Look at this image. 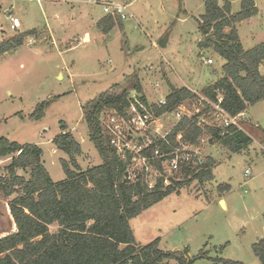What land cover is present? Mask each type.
Listing matches in <instances>:
<instances>
[{"label":"rangeland","instance_id":"1","mask_svg":"<svg viewBox=\"0 0 264 264\" xmlns=\"http://www.w3.org/2000/svg\"><path fill=\"white\" fill-rule=\"evenodd\" d=\"M92 1L0 0V38L15 32L9 27V12L21 21L20 30L48 28L37 32L36 39L44 36V41L31 42L0 61V137L39 145L43 164L54 181L65 177L60 158L67 159V155L52 143L62 125L81 144L77 161L82 169L102 163L82 117L85 102L113 84L125 83L134 72L149 103L165 97L169 83L188 87L202 97L201 89L221 76L225 62L213 48L198 45L204 39L197 21L205 11L203 0H133L129 9L134 18L122 19V27L114 26L107 35L95 23L104 15L102 7ZM227 1L232 13L240 10V0ZM254 2L258 13L236 26L244 49L264 41V0ZM85 32L89 42L59 52L58 44L77 42ZM202 56L213 62H203ZM260 72L264 75V65ZM130 94L137 96L133 90ZM46 100L50 102L44 115L30 117L36 105ZM183 104L182 113L189 116L200 109L197 98ZM246 110V118L240 116L238 123L252 138L249 152L232 153L219 142L204 143L201 155L217 160L213 179L195 180L132 218L137 243L159 238L162 250L183 253L187 248L191 264H225L212 260L217 256L238 264H261L252 244L264 236V99ZM214 147L217 150L212 151ZM9 158H2L0 164L7 165ZM246 168L250 170L247 176L243 174ZM18 174L28 177L22 170ZM221 183L231 187L224 195L218 190ZM221 196L225 209L222 201L221 206L218 203ZM13 197L0 193V235L15 228L8 211ZM57 228L49 226L52 232ZM201 252L204 257L199 256Z\"/></svg>","mask_w":264,"mask_h":264},{"label":"trees","instance_id":"2","mask_svg":"<svg viewBox=\"0 0 264 264\" xmlns=\"http://www.w3.org/2000/svg\"><path fill=\"white\" fill-rule=\"evenodd\" d=\"M203 2L205 11L197 21L204 39L198 45L213 48L225 62L221 76L206 85L201 96L211 102L221 96V106L235 116L264 99V75L259 70L264 65V41L244 49L236 27L256 15L258 8L254 0H240V10L232 13L227 0L223 4L219 0ZM96 25L103 34H108L114 26L122 27V20L104 15ZM37 32L30 29L1 39L0 59L23 46L29 38L36 39ZM131 90L156 116L200 97L188 87L169 83L166 104L149 105L137 73L128 75L125 83L113 84L81 106L89 140L100 155L101 164L82 169L77 161L82 153L81 144L66 125L53 137L55 148L67 155V159L60 158L65 177L58 181L45 168L39 145L0 137V160L10 157L7 165L0 164V193L6 198L14 195L8 211L15 225L14 230L0 235V264H172L170 260L188 264L182 252L160 249L159 238L146 244L137 243L130 220L195 180L199 183L212 180L216 162L210 156L203 157L200 166L187 169L173 185L164 186L160 179L153 189H148L145 183L127 182L124 175L129 158L116 153L99 116L104 110H116L127 117L131 102H135ZM49 102L38 103L30 117L41 118ZM199 106L198 112L182 117L170 131L168 138L172 145L178 144L179 132L185 143L199 145L201 139L208 143L216 141L232 153H240L252 143V138L243 130L214 122L209 102L201 100ZM158 143L163 150L169 149L163 140ZM196 168H199L197 172ZM18 170L27 172L28 177L18 174ZM217 186L221 193L231 188L228 183ZM51 225H57V230L50 231ZM252 250L264 264V236L252 244ZM212 260L238 264L220 257Z\"/></svg>","mask_w":264,"mask_h":264},{"label":"built area","instance_id":"3","mask_svg":"<svg viewBox=\"0 0 264 264\" xmlns=\"http://www.w3.org/2000/svg\"><path fill=\"white\" fill-rule=\"evenodd\" d=\"M132 1L93 0L92 2L101 5L104 15L118 16L122 20L128 17L134 18L129 9ZM9 18L16 26L17 20L10 15ZM201 58L207 64L213 62L211 58H203V56ZM133 98L135 102H131L127 117L116 110H104L99 116L100 122L109 133L110 144L115 148L116 153L122 158H129L124 179L133 184L137 182L145 183L148 189H153L160 179L163 180L164 186L173 185L175 181H180L181 175L187 169L200 166L203 159L200 148L207 140L201 139L199 145L188 144L181 140V133L179 132L176 135L178 144L172 145L168 134L182 117L189 116L182 113L185 111L184 104L156 116L155 112L142 104L137 97ZM201 100H206L211 104L214 122L222 127L233 125L238 129H242L238 123V118L243 115V112L235 116L230 115L221 106L222 97H217L216 102H211L205 97H199L197 102L200 103ZM151 104L158 107L165 105L166 97H162L154 103H149V105ZM161 118L162 121L165 120V125L160 122ZM223 134L224 132H221V135ZM160 139L169 146V149L163 150L161 148L158 143ZM148 149H150V152H148ZM188 164H191V166H188ZM198 170L199 168H196L195 172ZM243 174L245 176L250 174L249 168L244 169Z\"/></svg>","mask_w":264,"mask_h":264},{"label":"crops","instance_id":"4","mask_svg":"<svg viewBox=\"0 0 264 264\" xmlns=\"http://www.w3.org/2000/svg\"><path fill=\"white\" fill-rule=\"evenodd\" d=\"M37 1H40V0H37ZM48 1H50V2H56V1H58V0H48ZM13 12H9L8 14H10L13 18H15L16 20H17V25L16 26H14L13 25V21H11L10 20V18H9V15H8V20H9V27H10V29H12V30H14L15 32L14 33H12V34H9V35H6V36H1V38H0V40L1 39H3V38H6V37H9V36H11V35H13V34H15L16 32H23V31H26V30H30V29H36V30H40L41 28H47V27H41V28H37V27H34V28H29V29H26V30H20V28H21V25H22V23H21V21L16 17V16H13V14H12ZM104 16V15H103ZM102 16V17H103ZM102 17H100V18H102ZM100 18H98V19H96L95 20V23H97V21L100 19ZM253 17H250V18H248V19H246V20H250V19H252ZM245 21V20H244ZM97 26V25H96ZM48 29V28H47ZM99 30V29H98ZM49 31V30H48ZM100 31V30H99ZM101 32V31H100ZM50 33V32H49ZM102 33V32H101ZM103 34V33H102ZM51 35V34H50ZM105 35H107V34H105ZM43 37L44 36H42V39L41 40H36V39H33V40H29L28 39V41L23 45V46H26V45H28L29 43H39V42H41L42 40H43ZM51 38H52V36H51ZM45 40V39H44ZM43 40V41H44ZM76 41L77 42H75L74 41V39H72V40H68V41H66V42H61L60 44H58V48H59V52H61V53H64V51H66V50H68V49H71V48H73V47H75L78 43H87V42H89L90 41V36H89V34L87 33V32H85L82 36H80V37H78V38H76ZM50 44L53 46V45H55V43H54V41H53V38H52V40H51V42H50ZM23 46H21V47H23ZM20 47V48H21ZM19 49V48H18ZM17 50V49H16ZM15 50V51H16ZM14 52V51H13ZM12 53V52H11ZM7 54H9V53H7ZM7 54H5L1 59H0V61L2 60V59H4L5 58V56L7 55ZM262 67H263V65H260V67H259V70L260 69H262ZM216 81V80H215ZM213 83V82H212ZM204 88V87H203ZM202 88V89H203ZM190 89V88H189ZM201 89V90H202ZM190 90H192V89H190ZM193 91V90H192ZM194 92V91H193ZM149 103V102H148ZM154 103V102H153ZM246 111L247 110H245V111H243V115H241V116H243L244 117V119L246 118L245 117V115H246ZM162 119V118H161ZM165 122V121H164ZM256 126V125H255ZM242 128V127H241ZM241 130H243V129H241ZM244 131V130H243ZM246 134H247V132L246 131H244ZM249 135V134H248ZM250 136V135H249ZM251 137V136H250ZM216 142V141H215ZM212 143H214V142H212ZM23 144H25V143H23ZM213 149L214 150H217V148L216 147H214V148H212V151H213ZM248 149H249V146L246 148V149H244L243 151H247V153L249 152L248 151ZM200 150H201V148H200ZM212 151H211V153H212ZM227 151H229V150H227ZM243 151H241V152H243ZM230 152V151H229ZM256 155H258V154H256ZM208 156H210V155H208ZM211 158H213L214 160H215V162H217V160H216V158H214L212 155L210 156ZM10 159V158H9ZM18 171H20V170H18ZM18 171H17V173H18ZM224 193H226V192H223L222 193V195H224ZM221 201H223L224 202V207H222L221 205H220V202ZM218 203H219V205L221 206V208H223V209H225L226 208V201H225V199L223 198V196H221V198L218 200ZM224 246H222V248H223ZM221 250V249H220ZM202 253V252H201ZM184 255V254H183ZM187 256H188V254H187ZM184 257L187 259V257H186V255H184ZM189 257V256H188ZM218 257V256H217ZM173 264V263H172Z\"/></svg>","mask_w":264,"mask_h":264},{"label":"water","instance_id":"5","mask_svg":"<svg viewBox=\"0 0 264 264\" xmlns=\"http://www.w3.org/2000/svg\"><path fill=\"white\" fill-rule=\"evenodd\" d=\"M207 37L209 38V39H212V37H211V35H207ZM183 254L184 255H186V257H187V263L188 264H191L192 262H193V259H190L188 256H187V254H188V250H187V248H185L184 250H183Z\"/></svg>","mask_w":264,"mask_h":264},{"label":"bare ground","instance_id":"6","mask_svg":"<svg viewBox=\"0 0 264 264\" xmlns=\"http://www.w3.org/2000/svg\"><path fill=\"white\" fill-rule=\"evenodd\" d=\"M222 204H223V206L225 205L223 201H222Z\"/></svg>","mask_w":264,"mask_h":264}]
</instances>
